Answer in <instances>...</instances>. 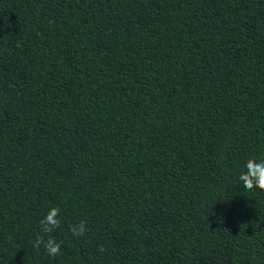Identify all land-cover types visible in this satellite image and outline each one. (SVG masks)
Instances as JSON below:
<instances>
[{
	"label": "trees",
	"instance_id": "trees-1",
	"mask_svg": "<svg viewBox=\"0 0 264 264\" xmlns=\"http://www.w3.org/2000/svg\"><path fill=\"white\" fill-rule=\"evenodd\" d=\"M250 161L264 0H0V264H264Z\"/></svg>",
	"mask_w": 264,
	"mask_h": 264
},
{
	"label": "clouds",
	"instance_id": "clouds-1",
	"mask_svg": "<svg viewBox=\"0 0 264 264\" xmlns=\"http://www.w3.org/2000/svg\"><path fill=\"white\" fill-rule=\"evenodd\" d=\"M238 183L246 188L253 186L264 189V161H250L245 165L244 174L240 175ZM59 212L58 208H49L47 213L40 221L42 233H51L59 226ZM73 236L83 235L85 232V224L83 221L71 226ZM43 245L49 257L57 256L61 251V243L49 237L44 239L42 236H37L34 246L39 247Z\"/></svg>",
	"mask_w": 264,
	"mask_h": 264
}]
</instances>
